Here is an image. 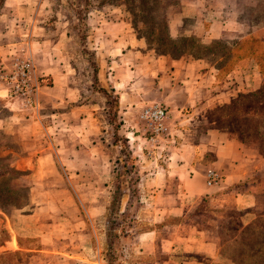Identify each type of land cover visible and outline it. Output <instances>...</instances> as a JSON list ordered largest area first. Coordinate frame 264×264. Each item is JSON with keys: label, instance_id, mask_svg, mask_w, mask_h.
<instances>
[{"label": "crops", "instance_id": "0c3cea01", "mask_svg": "<svg viewBox=\"0 0 264 264\" xmlns=\"http://www.w3.org/2000/svg\"><path fill=\"white\" fill-rule=\"evenodd\" d=\"M200 5L198 0L191 1L182 10L192 9L197 19L202 16L205 21L210 14ZM2 10L0 66L7 65L17 50L27 51L38 86L32 114L23 116L5 104L8 115L0 118V124L21 144L23 170H31L36 185L46 187L35 194L47 209L50 203L53 208L58 203V214L71 226L79 208L88 219L101 217L107 202L101 201L99 189L105 188L110 166L107 140L93 114L95 104L76 103L79 95L66 61V35L53 29L56 23L46 19L41 0H4ZM177 21L168 25L170 37L177 34L180 18ZM111 23L106 25L111 35L100 33L101 26L94 21L89 33L97 59V83L117 98L122 122L134 116L137 108L155 103L165 108L169 129L152 160L133 153L143 181L139 202L149 228L136 236L133 248L139 258L131 264H232L220 257L216 232L191 218L201 202L223 213L258 216L264 211V157L253 143H240L235 135L219 129L211 115L237 95L262 86L264 76L257 68L260 56L252 50L226 69L205 56H154L137 49L138 41L126 33L124 25ZM242 27L231 19L208 20L199 43L207 46L227 36L228 41L235 40L231 46L240 50L248 41V36H241ZM258 29L251 31L253 44L264 42V26L262 32ZM207 170L219 177L211 186L206 185ZM19 217L15 248L3 245L0 253L17 249L18 236L48 243L46 231L29 226L32 216Z\"/></svg>", "mask_w": 264, "mask_h": 264}, {"label": "rangeland", "instance_id": "374dc122", "mask_svg": "<svg viewBox=\"0 0 264 264\" xmlns=\"http://www.w3.org/2000/svg\"><path fill=\"white\" fill-rule=\"evenodd\" d=\"M3 1L0 0V14L3 11ZM191 1L196 0H164L161 10L158 9L159 15L153 4L155 21L150 28L148 19L137 22L132 20L122 2L41 0L47 10L46 19L56 23L53 29L66 35V61L71 70L72 85L79 95L76 103L90 106L95 104L93 114L103 127L110 166L105 188L101 187L99 190L101 201L107 203L102 216L95 219H88L76 203L79 208L74 223L76 226L61 219L56 210L58 203L54 204V208L50 203V208L47 209V204L41 202L42 197L35 194L39 190H46V187L36 185L37 180L31 170H23L19 160L23 156L21 144L0 124V247L6 245L10 249L15 248L13 238L16 236L14 230L17 232L19 216H32L29 226L33 230L37 229L36 231H46L43 235L49 237L47 244L40 243L36 237H16L17 249L0 253V264H131L138 261L139 257L133 248L136 236L149 228V221L144 217L145 213L139 202L143 181L137 172L133 153L141 152L140 155L146 160H152L162 139L151 142L138 120L140 110L151 104L137 108L133 112L134 116H129L127 122L120 120L117 98L108 87L103 89L96 81L97 59L88 42L89 33L92 31L93 21L101 26L100 33L107 32L110 35L111 32L106 27L108 22L119 23L124 25L126 33H130L138 41L140 47L137 49L140 51L171 59L187 54L210 57L213 63L223 66V69L231 67L237 58L247 57L252 50L256 56L264 55V42L257 41V31L254 32L256 44L251 41L252 29L261 30L264 26V0H198L202 3L200 7L204 6L210 14L205 21L202 16L197 19L192 9L182 10ZM147 8L148 5L143 8L145 12ZM178 18L180 27L177 34L170 37L168 25L178 22ZM216 18L231 19L243 25L241 36H248V41L240 50L231 46L235 40L228 41L227 36L207 46L199 43L208 20ZM162 26L165 30L160 34ZM159 34L167 35L170 41H163L159 37L161 42L157 41L159 47L155 50L154 43ZM219 56L221 59L217 58ZM257 68L264 76V61H259ZM261 85L254 92L237 95L229 105L215 109L211 115L217 120L219 129L235 135L240 143H253L264 157V81ZM2 96L0 91V118L8 115L5 104L13 106L23 116L32 114V111L18 110L16 104ZM125 120L124 118L123 121ZM125 199L128 201L124 209ZM39 208H44V211L40 212ZM194 215L196 217L191 219L203 228L216 232L214 235L219 255L232 264L238 261L242 248L247 247L245 245L248 244L250 235L264 236V211L258 216L233 211L223 213V210L213 209L201 202ZM205 223L212 224V228L205 226ZM9 238L11 243L7 245ZM261 239H258L259 244H263Z\"/></svg>", "mask_w": 264, "mask_h": 264}, {"label": "built area", "instance_id": "2783aa9c", "mask_svg": "<svg viewBox=\"0 0 264 264\" xmlns=\"http://www.w3.org/2000/svg\"><path fill=\"white\" fill-rule=\"evenodd\" d=\"M38 80L29 54L23 49L17 50L9 63L0 66V91L2 98L16 104L20 111H33L36 106ZM138 120L144 127V133L153 143L169 134L167 112L158 104L143 107ZM206 185L215 184L219 177L213 170L205 172Z\"/></svg>", "mask_w": 264, "mask_h": 264}, {"label": "trees", "instance_id": "16d2710c", "mask_svg": "<svg viewBox=\"0 0 264 264\" xmlns=\"http://www.w3.org/2000/svg\"><path fill=\"white\" fill-rule=\"evenodd\" d=\"M112 1V0H110ZM117 4L122 2V4L125 6V8L128 10V12L131 14L132 20L137 22L138 20H145L148 19L150 22V28L154 25L155 21V14L153 10V6L157 8V13L159 15L161 6L163 5L164 0H114ZM152 4V5H151ZM154 4V5H153ZM148 5V10L145 12L143 8H146ZM142 8V9H141ZM160 8L159 12L158 9ZM139 9V10H138ZM165 30V27L162 26L160 28V34L161 32ZM158 36L157 40H155V50H158L159 44L157 41H160V38H162L163 41H170L168 36ZM235 44V42H233ZM233 44V45H234ZM238 44V43H236ZM221 57V56H220ZM259 61H264V55L262 57H258ZM0 207L1 202H0ZM251 238L247 242L248 244L245 245L246 248H242L241 252H239L238 261L234 262V264H264V236L263 235H250ZM262 238L263 244L258 243V239ZM109 264V263H107Z\"/></svg>", "mask_w": 264, "mask_h": 264}]
</instances>
